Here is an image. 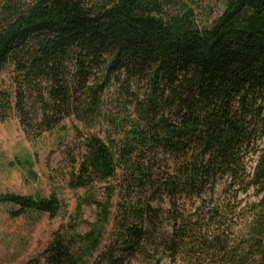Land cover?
Instances as JSON below:
<instances>
[{
  "label": "trees",
  "instance_id": "16d2710c",
  "mask_svg": "<svg viewBox=\"0 0 264 264\" xmlns=\"http://www.w3.org/2000/svg\"><path fill=\"white\" fill-rule=\"evenodd\" d=\"M200 1L1 2L0 120L17 117L28 138L101 127L79 133L69 183L83 190L77 218L95 204V221L30 264H264V0H226L208 26ZM219 183L234 204L204 213ZM249 193L256 237L233 241L222 211ZM0 206L16 218L66 209L55 195L2 194Z\"/></svg>",
  "mask_w": 264,
  "mask_h": 264
},
{
  "label": "rangeland",
  "instance_id": "374dc122",
  "mask_svg": "<svg viewBox=\"0 0 264 264\" xmlns=\"http://www.w3.org/2000/svg\"><path fill=\"white\" fill-rule=\"evenodd\" d=\"M2 1L0 0V4ZM225 2L226 0H201L197 10L200 25H212L223 15L226 9ZM2 82L6 87L10 86L9 74L3 75ZM66 124L69 129L67 133L55 130L43 134L40 138H28L17 117L13 116L4 122L0 120V195L17 194L35 198H49L55 195L66 204V209L54 219L46 214L16 218L10 215V207L0 206V264H30L39 259L57 234H64L75 221H79L77 231L83 234L88 231V227L81 221L88 223L95 221L98 210L95 204L85 206L77 218L76 207L83 190L73 191L69 188V183L72 161L81 148L79 133L98 135L101 127L89 130L77 121ZM108 186L109 184H103L97 187L101 200L104 199ZM206 198L208 201L203 208L204 211L202 210L204 213H208L210 206L234 204L231 197L223 193L221 183L215 188L214 193H209ZM257 201L254 194L249 193L239 196L236 202L238 208L234 214H230V206L223 208V214L228 215L226 227L233 241L241 242L244 237H256L251 234L250 225L255 213L254 204ZM117 203L118 198L115 197L114 204ZM161 207L163 222L160 229L170 232L168 221L170 206L165 201ZM243 249L244 255H247L249 250L245 247ZM249 257L247 264H254L259 259L258 256L251 254ZM134 264L145 263L142 258H138ZM161 264L172 263L164 258Z\"/></svg>",
  "mask_w": 264,
  "mask_h": 264
}]
</instances>
